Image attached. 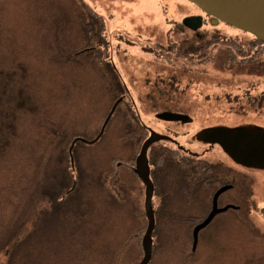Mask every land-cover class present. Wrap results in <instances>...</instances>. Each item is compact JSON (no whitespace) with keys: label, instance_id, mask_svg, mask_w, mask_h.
Here are the masks:
<instances>
[{"label":"trees","instance_id":"16d2710c","mask_svg":"<svg viewBox=\"0 0 264 264\" xmlns=\"http://www.w3.org/2000/svg\"><path fill=\"white\" fill-rule=\"evenodd\" d=\"M67 1L72 7V22L75 23L80 37V45L73 50L68 46V40L71 37H67L65 32L66 21H62L60 16L54 14L53 11H47V13L50 11L52 26L48 29L38 21L34 32L26 31V29L14 30L0 16V198L2 199L0 264H19L22 259L27 262L29 247L25 243L23 233L25 227L33 222V218H22L16 212H20L27 203L35 200L38 192L42 190L43 193L42 197L38 198L41 206L37 208V215L45 206L61 204L62 199H68L73 191L80 197L81 195L88 197V199L84 197L85 199L81 198L76 201L79 207L86 208L87 204L94 200V195L90 197L91 193L97 195L95 192L97 188L103 189L100 192L105 193L106 196L114 191V180H117L121 168H125L124 164L119 169L116 168L117 161L126 163L125 157L115 156L110 159L102 157L100 166L95 169L94 177L91 178L88 164L83 169L76 165V158L80 154L79 151L77 152V146L82 144L77 142L73 155L75 167L80 169L79 185L74 186L77 180L76 171L69 154L73 140L79 137L94 140L113 105L121 96L120 93H109L110 87L115 82L113 79L118 81L119 79L113 67H109L106 62L105 18L84 0ZM242 62L244 61H236L235 57H229L227 52L220 53V66L224 72L231 73V77L243 76L234 75L235 71L243 70ZM235 63H237V68ZM252 67L253 72L260 73L258 75L260 78L257 76L255 78L260 79V82L254 81L251 88L263 91L264 61L262 63L255 61V64H251ZM89 73L94 77L97 75L101 90L109 93V102L99 117V123L95 129L96 134L93 137L80 136L76 128L78 127L76 121L79 120L78 108L91 106L83 102L85 98L80 96V80H85L83 85H88V82L92 84L86 78ZM240 86L244 87L243 84ZM224 88L228 89L225 82ZM230 90L235 91V89ZM228 96L229 94H226L225 98ZM124 99L113 117L118 114L117 120L125 123V134L130 132L142 143L146 138L143 125L139 123L138 115L127 105V98ZM59 108H67L66 118L57 117L56 110ZM251 115V112L243 113L242 111L239 116L233 113L224 119L230 121L229 124L237 126L248 123L250 119L247 118ZM162 161L166 163L165 167L168 169L176 168V172L185 169L187 164L186 161L180 164L179 161L168 157ZM205 168H207L208 175H205L204 171L197 166H193L191 170L185 169L189 173L184 174L187 176L184 181L196 174L198 186L193 187L198 188H192L190 193L206 195L211 201V196L217 188L232 186V189L226 192V196L229 197L228 205L237 207V209H230L224 213L227 215L226 218L220 220L218 230L220 231V264H254L256 254H264V233L252 221L253 214L263 211L256 207L252 199L253 180L249 179V174L244 170L240 171L225 162L220 163V166L207 164ZM207 177L210 182L204 187L202 185ZM88 181L100 187L93 188ZM235 191L239 194L235 195ZM45 194L47 196H44ZM52 194L54 197L51 196ZM162 197L167 200L169 196L166 194ZM199 210V213L187 214L183 219L187 235L181 242L176 232L177 226L180 225L179 219L183 218L181 215L183 209H175V213L170 215L172 210L166 206L160 205L154 208L155 230L150 264H156L158 255L167 251H173L167 264H188L186 248L185 250L183 246L179 248L181 243L186 242L188 236L193 246L191 234L194 226L206 219L209 207ZM16 217L22 218L18 225H16ZM88 220L97 222L95 219ZM213 223L214 221L207 228ZM134 225L133 238L136 240L139 252V260L134 264H138L143 257L142 238L148 227L146 211L144 207L141 208V205L138 207V216L135 215ZM157 229L162 233V237L154 236ZM204 230L199 234L197 249L195 251L190 249L191 255L198 256L201 261L200 252L204 247L202 236ZM107 257L109 258L110 255Z\"/></svg>","mask_w":264,"mask_h":264},{"label":"rangeland","instance_id":"374dc122","mask_svg":"<svg viewBox=\"0 0 264 264\" xmlns=\"http://www.w3.org/2000/svg\"><path fill=\"white\" fill-rule=\"evenodd\" d=\"M84 1L105 18L107 29L106 62L108 66L112 64L115 67L112 66L114 70L116 69L115 72L119 78V81L113 79L115 82L110 87L109 93H120L122 87L126 89L128 101L138 115L139 123L157 134L168 133L165 132V125L154 117L156 112L163 109L161 107L153 108L149 98L146 97L150 95V85L166 84L164 82L171 79L172 81L169 82L171 86L167 85L170 89L177 90L185 88L189 78L184 75L186 73L184 64L179 62L167 64L159 59L155 42L164 41L167 35H172L176 41L187 38V33L183 32V35L178 33L176 36V31L193 6L185 0ZM71 8L67 0H0V16L12 29L17 31L26 29V31L34 32L38 21L49 29L52 26L50 11H53L57 16L59 15L62 21H66L65 32L67 37H71L68 40V46L73 50L80 45V37L75 28V23L72 22L71 14L73 11ZM48 10L50 11L47 13ZM40 14L43 16H39ZM220 31L227 37L240 38L241 36L238 31H231L225 26H220ZM160 45L163 47L165 44L161 43ZM192 71L202 74V79L195 80L193 78L192 86L193 89L203 90L200 96L196 93L193 96V104L201 106L202 111L195 108L189 111V115L194 117L193 119L196 121L193 124L182 125L184 133L179 134L178 137L171 135L176 141L170 140L173 143L168 142V145L176 147L186 157L195 158L196 154H201L208 149V142H201L196 138L201 127L197 119L209 117L210 111L208 112V109L215 110L217 108L219 101L215 99L224 94V88L217 86L218 82L225 80L228 89H236L237 87L239 90L243 83L242 80H246L248 83L242 90L251 91L253 82H260V79H255L256 76L260 78L258 76L260 73L237 70L234 75H250L249 78L231 77V73L224 72L221 66L219 72L218 68L211 64L205 65V63L195 64ZM86 78L93 85L89 82L88 85H83L85 80L79 79L81 81L80 96L85 98L83 102L91 106L78 108L79 120L76 121L78 122L76 128L77 134L80 136L93 137L96 134L95 129H97L99 117L109 102V93L106 90H101L97 75L94 77L93 74L89 73ZM229 92L234 93L235 91L229 90ZM204 95L210 96L209 99H205ZM171 103V108L174 111H181L178 105L189 104L186 99L179 97L173 99ZM225 107L226 104L220 105L221 110ZM221 110L220 123L222 124L220 125L228 129L233 128V125L229 124L230 121L223 119L228 117ZM56 115L58 118H66L68 115L67 108H59L56 110ZM117 117L118 114L111 118L107 130L99 142L93 145L82 143L77 146V152L79 151L80 154L76 158V165L83 169L88 164L91 178L94 177L95 169L100 166L102 157L107 159L115 156L125 157L124 161L127 164L133 167L135 165L133 156L137 154L142 143L130 132L125 134V123L117 120ZM251 126L264 131V113L260 118L255 117ZM210 153L214 154L215 150ZM209 157L211 159V156ZM221 161L230 165L233 162L225 156L224 150L220 147V163H222ZM118 167L120 168L121 164ZM240 169L249 174V179L253 180L251 185L252 199L256 207L263 211L253 214L252 221L264 233V170ZM128 171L123 167L121 168L117 180H114V191L110 195L106 196L105 193L100 192L103 191L101 188H97L95 191L97 195L91 193L90 197L94 195V200L88 203L86 208L79 207L76 201L81 200V198L85 199L84 197L88 199V197L86 195L80 197L78 193L73 191L69 194L68 199H62L61 204L45 206L37 215V208L41 206L38 198L42 197L43 193L42 190L38 192L35 200L27 203L20 212H16L22 218H33V222L25 227L23 233L25 243L29 247L28 260L26 262L25 259H22L19 264H134L137 262L139 252L136 247V240L133 238L134 220L135 215L138 216L139 205L141 208H145V190L139 177L135 176L134 173L131 174V172L130 175ZM163 173V180H155L156 194H168L167 203L163 206L172 210L170 215L175 213V209H183L181 212L183 218L179 219L180 225L177 226L176 232L179 241L182 242L187 235L183 219L186 218L187 214L199 213L200 208L188 206V192L184 179L180 186L184 195H179L180 200L172 193L179 186L177 185V174L182 177L185 171H173L170 174L163 171ZM89 184L93 188L100 187L90 182ZM234 194L238 195L239 192L235 191ZM51 196L54 197V194ZM228 201L229 197L224 193L220 197V208L228 206ZM1 204L2 199L0 198V206ZM226 216V214L218 215L213 220V225L204 230L202 234L204 247L201 248L200 252L202 261L198 256L191 255L192 242L189 236L184 244L181 243L179 249L182 246L184 250L186 248L187 254H185L187 255L186 260L189 261L188 264H199V259L201 264H220V231L218 230L220 220L225 219ZM22 218L16 217V225L21 222ZM88 219H95L97 222H89ZM154 236L162 237L163 235L157 229ZM172 253L173 251H167L159 254L156 264H167ZM254 264H264V254L257 253Z\"/></svg>","mask_w":264,"mask_h":264},{"label":"flooded vegetation","instance_id":"af4514ba","mask_svg":"<svg viewBox=\"0 0 264 264\" xmlns=\"http://www.w3.org/2000/svg\"><path fill=\"white\" fill-rule=\"evenodd\" d=\"M191 5L193 6L192 10L188 14H186L185 18L183 19V22L180 24V26H178L179 29L176 31V36H178V33H181L183 35V32H184L188 34L187 38L185 39L183 38V40L176 41V39H174L172 35H167L164 41L155 42L156 43L155 45L157 46L158 52H159L158 53L159 59H161V61L163 62H166L167 64H172L174 62H179L181 64H184L185 65L184 69H186V73H184V75H186V77H188L189 80L187 81L185 88H181L177 90L173 88L171 89L169 88L168 85L171 86V84H169V82L172 81L171 79L164 82L166 84L156 83V84L150 85L151 87L149 88L150 95L146 96L147 98H149L153 108L161 107L163 109V110L156 112L154 114V117L157 121L162 122L165 125L166 127V128L164 127L165 132H168V133L161 132L160 134L158 133L159 135L165 136L168 139L154 143L150 147L149 152H148V160H149V166H150V178L154 184V195L152 199L153 209L156 206L164 205L167 203V200H164L162 195L156 194L155 180L157 181L163 180L164 178L163 171H166L168 174L172 173L173 171L174 172L176 171V168L168 169L167 167H165L166 163L162 161L163 159L168 157L170 159H174L175 161H179L180 164L183 161H186L187 164L185 165V169L191 170L193 166H197L201 171H204L205 175H208V171H207V168H205V165L215 164V165L220 166V145L218 144L208 143L207 144L208 149L203 151L201 154H196L195 158L186 157L183 154H181L179 149H177L176 147H170L168 145V142L173 143L170 140H175L173 139V137H171V135L178 137L179 134L184 133L181 127L182 125L193 124L196 121V120L194 121L193 119L194 117L189 115L188 112L192 111L193 108H195L198 111H202L201 106L193 104L194 103L193 102L194 93L200 96V94H202V91H203V90H196L192 88L193 82H194L193 78H195V80L202 79V74L192 71V69L194 68V65L195 64L198 65L200 63H205V65L211 64L214 67L218 68L220 72V53L221 52L222 53L227 52V55L229 57L231 56V58L235 57L236 61H241V60L244 61L241 63L242 68L243 70L248 71V72H253V67L251 68V64H255V61L259 63H262L264 61V43H261V41L258 42L254 36L248 33L242 32L238 29H235L234 27L208 15L204 11L200 10L197 6L193 4ZM187 6L189 5L187 4ZM220 26H225L231 31H234V30L238 31V33L241 34L240 38L225 36V34H223V32L220 31ZM161 43H164L165 45L162 47L160 45ZM236 64L237 63H235V67L237 68ZM112 66L113 65L111 64L109 67H112ZM249 76L250 75H243L242 77L249 78ZM116 77L118 78L117 74H116ZM242 81H243L242 83L243 86H245V84L248 83V81L246 80H242ZM217 86H221L224 88V80L222 81L220 80ZM229 90L230 89L224 88L223 96L220 97L219 95L218 96L219 98L215 99L219 101V103L215 110L208 109V112L210 111L209 117L205 119L195 118L197 119V122L200 124L199 126H201L198 134L205 129L223 127L220 125L222 124L220 123V120H221L220 119V110H221L220 105L221 104H226V107L221 110L222 113H225L226 115L235 113L237 116H239L240 113H242V111L243 113L251 112L252 115L248 116L247 118V119H250L249 122L245 124H240V126L255 130V127L251 126V123L255 117L260 118L261 115L264 113V94H263L264 90L263 91L261 89L252 90L251 91L252 94L248 93V90H242V88H240L239 90L238 88H236L235 89L236 92L234 93L229 92ZM226 94H229L228 98H225ZM127 95L128 94L126 92V89L122 87L120 96L127 98ZM177 97H179L180 99H186V102L187 101L189 102V104L185 103V105H178L181 111H174L171 108L172 107L171 102L173 101V99ZM203 97L205 99H209L210 96L204 95ZM126 102H127V105L132 108L130 102L128 101V98L126 99ZM171 112L181 114L183 116H187L191 119V122L184 123L182 121H164L157 117L158 115L162 113H171ZM255 120H258V119H255ZM235 125H233V128H236V127L242 128L240 126H235ZM257 129L259 130V128ZM143 133L146 136V138L143 139V142L137 152V155L133 157L135 161L134 167L130 166V164L124 163L123 161H117L116 162L117 169H119L118 165L124 164L125 168L129 170L128 172L129 174L131 171L136 175L135 167H136L137 156L140 153L143 143L146 141V139H148V137H150L151 133H155V132L151 130L149 131L148 129L145 128V126H143ZM212 150H215L214 154L210 153ZM209 156H211V159ZM225 156L228 158V155L226 153H225ZM231 166L234 167L233 164H231ZM240 168L237 167V169L242 171V169ZM185 169H182L179 171H185V174L189 173V171ZM74 170L76 171L75 176L77 178L76 182L74 183V186H78L80 169H77L75 167V164H74ZM177 175H178L177 185L179 186L175 188L172 193L174 194V196L177 197L178 200H180L179 195H182V194L184 195L183 193L184 191L180 189V186L184 182L183 179L186 178L187 176L182 175L181 177L179 174ZM209 182L210 181L208 180V177H207V180L204 181L202 186L204 187L207 186ZM185 186L188 192V206L195 207V208H205V207L208 208L209 207V211L206 214V216H208V214L212 210L213 197L215 193L220 189V187L214 191V193L211 196V201H209V198H207L206 195L190 193V190L192 188H198V187H193V186H198L196 174L193 175L191 178H188L187 180H185ZM144 190H145V186H144ZM160 192H163V191H160ZM144 205H145V201H144ZM218 208H220V197L218 199Z\"/></svg>","mask_w":264,"mask_h":264},{"label":"water","instance_id":"95a60500","mask_svg":"<svg viewBox=\"0 0 264 264\" xmlns=\"http://www.w3.org/2000/svg\"><path fill=\"white\" fill-rule=\"evenodd\" d=\"M197 6L208 15L218 19L235 29L254 36L264 43V0H187ZM123 101L119 98L113 105L110 113L105 119L98 136L94 140L76 138L73 140L69 154L74 166L73 150L77 142L93 145L104 135L107 126L113 117L117 107ZM164 121L191 122L187 116L174 113H162L157 116ZM168 138L157 133H151L150 137L143 143L140 154L136 159L135 173L145 186V211L148 220V227L142 239L143 258L139 264H150L153 254V232L155 229V214L152 207L154 195V184L150 178V166L148 152L150 147L157 142ZM199 141L218 144L238 166L249 170H264V132L258 129L238 128L228 129L225 127L205 129L197 136ZM232 186L220 188L213 197V206L210 214L202 223L193 230V251L197 249L199 234L207 228L216 216L228 212L230 209H237L233 205L218 208V199Z\"/></svg>","mask_w":264,"mask_h":264}]
</instances>
